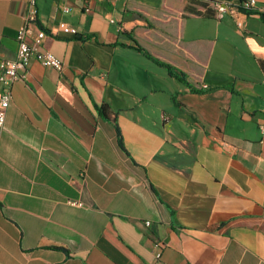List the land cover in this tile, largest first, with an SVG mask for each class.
<instances>
[{
    "label": "crops",
    "instance_id": "crops-1",
    "mask_svg": "<svg viewBox=\"0 0 264 264\" xmlns=\"http://www.w3.org/2000/svg\"><path fill=\"white\" fill-rule=\"evenodd\" d=\"M27 1L0 0V57ZM185 1L36 0L29 39L63 68L12 85L0 264H264V21Z\"/></svg>",
    "mask_w": 264,
    "mask_h": 264
},
{
    "label": "built area",
    "instance_id": "built-area-1",
    "mask_svg": "<svg viewBox=\"0 0 264 264\" xmlns=\"http://www.w3.org/2000/svg\"><path fill=\"white\" fill-rule=\"evenodd\" d=\"M215 9L216 14L221 16L225 13L235 14L238 9H256L264 12V5L259 8L256 6L254 0H237L236 2L220 0L216 2ZM36 16V0H28L23 21L19 25L16 33L17 49L15 56L11 58L0 57V138L5 126L7 109L12 100V85L16 80L24 78V73H20L19 69L25 68L31 58H36L42 64L52 66L57 70L63 68V61L52 51L41 46V34H36L32 41H30L29 38L32 33L31 26L36 20ZM260 128L263 131L264 124L261 123ZM69 203L72 205H81V202L76 200H70ZM149 223V221H146V224ZM155 247L157 249L156 256L159 257L160 243L158 241L155 242Z\"/></svg>",
    "mask_w": 264,
    "mask_h": 264
},
{
    "label": "trees",
    "instance_id": "trees-1",
    "mask_svg": "<svg viewBox=\"0 0 264 264\" xmlns=\"http://www.w3.org/2000/svg\"><path fill=\"white\" fill-rule=\"evenodd\" d=\"M218 0H186L181 8V16L191 17V16H197V17H204V18H213L216 17V9L215 4ZM249 15H256L260 17L264 21V12H260L256 9H248L245 10ZM134 47L143 53H145L148 57L153 59L158 65L166 68V70L172 74L175 75L180 81L187 83L192 87L194 90L197 89L196 85L193 87L191 85V82H189L187 74L181 70H177L174 68L171 64L164 62L163 60H160L158 58H155L152 56L150 52H148L144 47L139 45V43L134 39ZM262 67L264 69V62L262 63ZM103 114L107 117L109 116L110 110L109 106L107 104H103L101 107ZM117 140L118 144L121 148L125 150L124 144H123V138L120 129L117 127Z\"/></svg>",
    "mask_w": 264,
    "mask_h": 264
}]
</instances>
